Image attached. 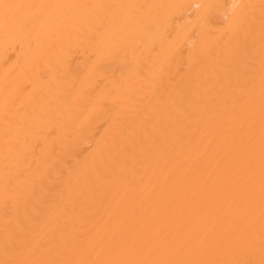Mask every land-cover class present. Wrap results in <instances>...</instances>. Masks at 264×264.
<instances>
[{"label":"bare ground","instance_id":"bare-ground-1","mask_svg":"<svg viewBox=\"0 0 264 264\" xmlns=\"http://www.w3.org/2000/svg\"><path fill=\"white\" fill-rule=\"evenodd\" d=\"M0 264H264V0H0Z\"/></svg>","mask_w":264,"mask_h":264}]
</instances>
